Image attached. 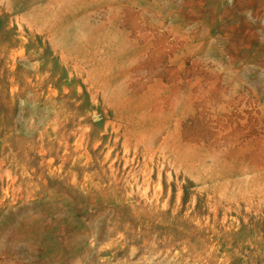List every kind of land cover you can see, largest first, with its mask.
I'll list each match as a JSON object with an SVG mask.
<instances>
[{"label": "rangeland", "instance_id": "rangeland-1", "mask_svg": "<svg viewBox=\"0 0 264 264\" xmlns=\"http://www.w3.org/2000/svg\"><path fill=\"white\" fill-rule=\"evenodd\" d=\"M0 264H264V0H0Z\"/></svg>", "mask_w": 264, "mask_h": 264}]
</instances>
